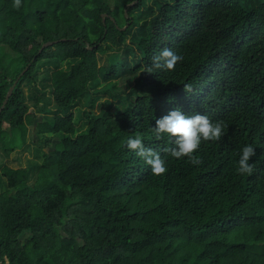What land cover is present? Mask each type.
<instances>
[{
	"label": "trees",
	"instance_id": "16d2710c",
	"mask_svg": "<svg viewBox=\"0 0 264 264\" xmlns=\"http://www.w3.org/2000/svg\"><path fill=\"white\" fill-rule=\"evenodd\" d=\"M12 4L0 0V108L30 67L0 113V142L14 132L27 142L36 116L13 117L53 101L57 112L36 128L47 147L59 143L41 149L42 166L9 167L4 149L1 261L264 264V0ZM165 48L183 61L144 73ZM86 104L81 124L71 111ZM177 108L225 125L219 141L201 143L199 165L171 157L151 132ZM137 134L165 161L163 175L125 146ZM248 144L255 171L242 176Z\"/></svg>",
	"mask_w": 264,
	"mask_h": 264
},
{
	"label": "clouds",
	"instance_id": "9594fccd",
	"mask_svg": "<svg viewBox=\"0 0 264 264\" xmlns=\"http://www.w3.org/2000/svg\"><path fill=\"white\" fill-rule=\"evenodd\" d=\"M12 7L19 10L22 7V0H13ZM182 61V55L165 48L158 55L153 56L152 65L146 67L144 73L151 74L154 69L173 71ZM183 89L186 93L193 91L191 84H184ZM224 128L222 121L213 122L206 115L201 114L186 115L177 108L166 116L156 119L151 132L156 140L167 138L173 145L165 149L171 157L178 160L187 158V162L191 165H199L202 161L196 153L201 143L219 141L225 135ZM125 146L150 166L153 175L160 176L167 171L161 155L152 148L146 147L139 134L129 138ZM255 155V148L251 144L241 149L236 167L237 174L242 176L253 174L255 164L250 163V160Z\"/></svg>",
	"mask_w": 264,
	"mask_h": 264
},
{
	"label": "rangeland",
	"instance_id": "374dc122",
	"mask_svg": "<svg viewBox=\"0 0 264 264\" xmlns=\"http://www.w3.org/2000/svg\"><path fill=\"white\" fill-rule=\"evenodd\" d=\"M126 27V26H125ZM91 50L93 48H90ZM105 101L106 99H102ZM85 103V101L83 102ZM46 112L43 114H39L36 112V108L34 106L29 105L28 109H22L18 116L13 117V121H25L26 116L28 114L35 115L36 118L34 119V124L29 127V131L27 134V142H25L19 132H14L12 137L10 136L8 141L2 140L0 142V168L5 166V160H4V149L8 148L9 150L12 149V152L10 153V158H8V166L12 168H19V167H26L28 166V161L34 163L37 166H42L45 163V159L41 155V149L46 147L48 153L57 150L58 149V143L59 140L56 138H53L51 141V144L49 147H47L44 142L45 140L50 136H39L37 134V128L36 124L38 122H42L46 117H52L56 112V106L54 105V102L51 101L50 104L46 107ZM90 110V107L86 104L84 106H79L76 109H73L71 113L75 116L77 120L81 122V115L82 112H87ZM96 112H98V107L95 109ZM59 113L63 116H66L65 111H60ZM6 129V128H5ZM50 163V160L48 161ZM35 171H39V169H36ZM41 171H39V175L41 174ZM36 174V175H35ZM33 176L37 177L38 173L36 172ZM1 185V183H0ZM2 191V186H0V192Z\"/></svg>",
	"mask_w": 264,
	"mask_h": 264
},
{
	"label": "water",
	"instance_id": "95a60500",
	"mask_svg": "<svg viewBox=\"0 0 264 264\" xmlns=\"http://www.w3.org/2000/svg\"><path fill=\"white\" fill-rule=\"evenodd\" d=\"M106 17H107V15H106V14H103V21H104V19H105ZM112 20L114 21L113 18H112ZM127 27H128V25H127L126 27H124L122 30H126ZM57 42H58V41H53V42H48V43L43 44V46H42L41 49L39 50V54H40L44 49H46V48L52 46L53 44H55V43H57ZM29 67H30V65L27 66V67L25 68V70H24V71L21 73V75L17 78V80L15 81V83L10 87V89H9V91H8V94H7L5 100H4V102H3V104H2V106H1V108H0V113L4 110L6 104L8 103V101H9V99H10V97H11V95H12V93H13V91H14V89H15L17 83H18V81H19L20 78H21V77H22V76L28 71ZM46 152H48L47 149H46ZM0 264H4V263L1 261V259H0ZM7 264H8V261H7Z\"/></svg>",
	"mask_w": 264,
	"mask_h": 264
}]
</instances>
